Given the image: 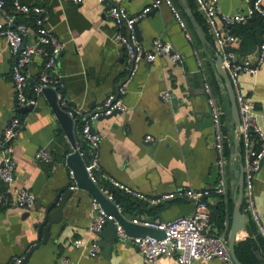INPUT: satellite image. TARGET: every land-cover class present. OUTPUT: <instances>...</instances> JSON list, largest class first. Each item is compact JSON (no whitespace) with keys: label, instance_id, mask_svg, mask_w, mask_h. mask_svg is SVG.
<instances>
[{"label":"crops","instance_id":"crops-1","mask_svg":"<svg viewBox=\"0 0 264 264\" xmlns=\"http://www.w3.org/2000/svg\"><path fill=\"white\" fill-rule=\"evenodd\" d=\"M12 1L7 0L10 7ZM22 1L48 7L49 27L64 42L58 69L65 84L64 93L72 107L92 110L115 91L126 73V53L117 42V29L109 16L108 5L100 0H83L81 3L74 0ZM109 1L124 5L132 15H138L149 3L148 0ZM175 1L184 11L180 1ZM191 1L198 11L195 1ZM220 2L223 11L228 14L243 12L247 8L245 0ZM152 11L138 23L142 44L149 48L158 36L171 42L182 53L184 62L174 64L168 57L153 63L142 62L129 84L125 97L126 111L102 116L94 122V127L103 136L100 147L103 171L147 195V200L128 201L130 198L125 193L112 190L127 219L137 217L166 222L191 215L195 205L180 191L189 187L215 189L218 183L212 118L205 91L206 76L221 107L225 151L229 148V153H226L227 193L213 194L208 199L212 211L208 230L211 233H225L228 238L244 156L240 145L233 149L237 127L225 80L217 68L219 49L199 11V18L195 17L204 35L184 11L190 38L167 5ZM25 20L29 25L27 41L33 42L36 39L33 18ZM249 32L257 36L255 45L248 52L241 53L242 36L236 34L239 38L238 51L255 61L264 28L254 21L249 25ZM12 65L9 45L6 39L0 38V136L14 116H20L23 120V127L14 142L17 170L10 191L15 193L23 188L29 189L45 206L58 193L63 195L71 189L73 180L66 157L72 144L45 96L39 99L40 110L19 112ZM43 66L44 59L34 57L29 66L31 78L26 85L29 94ZM240 87L256 103L259 122L264 126V65L257 75L243 73ZM166 90L170 92L169 100H164L160 95ZM74 135L77 145L85 148L80 121L74 122ZM146 135H152L154 140L146 142ZM41 147L53 153L51 163L36 159V151ZM4 188L0 179V190ZM71 190L73 192L63 209L61 222L54 225L53 234L46 244H42L43 239L39 234L37 200L31 209L17 205L0 207V264H13L14 257L23 254L27 257L25 264H56L62 257L69 259L68 264H146L138 247L128 240L116 241L109 256L103 254L102 243L106 240L100 234L98 239L102 248L97 257H86L81 249L76 248L75 239L88 242L92 237L89 226L93 196L84 189ZM169 194L175 196L166 198ZM254 199L264 220V162L255 180ZM242 212L246 217V229L236 236V244L242 245L238 253L236 249L237 256L243 264H264V238L252 218L246 192ZM37 245L40 247L35 249ZM153 264H177V260L173 256H162ZM196 264L232 263L214 259Z\"/></svg>","mask_w":264,"mask_h":264},{"label":"built area","instance_id":"built-area-1","mask_svg":"<svg viewBox=\"0 0 264 264\" xmlns=\"http://www.w3.org/2000/svg\"><path fill=\"white\" fill-rule=\"evenodd\" d=\"M83 0H74L81 3ZM108 5V13L113 20L117 32L116 39L126 53L125 77L119 83L114 92L92 110L72 107L68 97L64 93L65 84L58 74L59 58L64 50V42L49 27L50 13L45 5H30L22 0H13L12 6L7 0H0V38L6 39L13 56L12 80L14 84L17 105L22 108L30 105H38L46 88L56 91L59 105L67 111L74 122H81V134L86 144L85 148L77 145L81 156L87 159L86 171L90 180L95 183L100 191L116 204L119 211L123 208L116 202L113 189H117L133 198L147 200L148 197L140 190L116 180L106 174L100 159V147L103 136L94 127V122L102 116H110L113 113L126 111L125 97L129 84L137 74L140 64L156 62L163 57H168L174 64H182L184 57L171 42L162 38L153 40L149 48L145 47L138 37L137 23L147 16L153 9L167 5L173 12L180 26L187 32V23L183 13L176 5L175 0H148L149 3L138 15H132L121 4L111 3L109 0H100ZM198 11L204 17L207 27L219 49L223 67L234 87L236 100L241 119L240 147L244 156V188L251 210L252 218L258 228V232L264 238V220L260 216L254 199V185L264 160V126L259 122V112L256 103L246 96L240 87V77L243 73L257 75L264 65V39L259 45L258 55L255 61L238 51L239 38L233 33V27L237 24H246L257 15L264 17V0H245L247 8L243 12L233 14L225 13L221 6V0H194ZM33 18L36 39L27 41L29 25L25 19ZM41 56L44 66L38 79L32 86V92H27V83L31 73L29 66L34 57ZM205 91L208 95L210 106L213 146L216 152V167L218 183L215 189L186 188L180 191L186 199L195 205L191 215L177 217L173 220L160 222L143 218H133L135 224L156 228L165 232L162 239L153 236L130 237L123 225L102 206L101 202L92 197L91 223L89 231L91 239L85 242L81 238L74 240V246L82 250L86 257H97L102 245L98 239L100 232L106 227L109 220H114L120 239L134 243L142 253L146 264L155 263L162 256H173L177 264H196L198 261H211L219 259L224 262L236 264L233 260L228 238L225 233H211L209 226L212 220V211L208 199L213 195L227 193V156L225 151L226 136L222 118L221 107L212 92V88L206 76ZM161 98L169 100L170 92H161ZM23 127L20 116H14L7 124L0 136V179L5 188L0 190V207L17 205L24 209H31L36 203V195L29 189L23 188L12 193L10 186L14 181L17 170V161L14 157V142ZM152 135H146L145 141H153ZM72 149V147H71ZM70 154V153H69ZM36 159L51 163L54 159L51 150L41 147L36 151ZM74 181V171L69 170ZM71 189H78L76 184ZM169 194L166 198L174 197ZM26 255L14 257L13 264H25ZM69 259L62 257L56 264H68Z\"/></svg>","mask_w":264,"mask_h":264},{"label":"water","instance_id":"water-1","mask_svg":"<svg viewBox=\"0 0 264 264\" xmlns=\"http://www.w3.org/2000/svg\"><path fill=\"white\" fill-rule=\"evenodd\" d=\"M179 1L186 15L190 18V20L195 25V27L200 31V33L204 35V32L201 29L195 17V14L189 4V0H179ZM156 9H153L152 12H154ZM138 23H137V33L140 39V35H139L140 31L138 29ZM156 38H159V37L157 36L154 39ZM217 68H218L219 74L225 80V86L227 87L229 99L232 105V116H233L234 122L237 127V135L235 137L234 146H233V149H235V148H238V146L240 145L241 119H240L239 108H238V104L236 100L235 90L227 74V71L223 67L222 57L220 54L218 55ZM43 96L46 97L49 106L51 107L52 111L56 115L61 125L63 126L72 144V149L70 151V154H68V156L66 157V163L68 167L74 171V181L72 182V185L76 184L78 188L87 190L93 197H96L101 202L103 208L110 215L114 216L123 225L128 236L130 237L153 236L159 239L164 238L165 237L164 231L156 229V228L148 227V226L135 224L131 220L127 219L122 214V212L119 211L116 204L110 201L100 191L99 187L90 180L87 174V171H86L87 159L81 156L80 153L77 150H75L77 148V143L75 141L73 119L69 116L67 111H65L59 105L55 90H53L52 88H46L43 91ZM40 109H41V106L39 105H36V106L30 105V106L20 108L19 112L26 113L28 111H33V110L37 111ZM114 114H117V113L115 112L112 115ZM244 173H245V169L243 168L241 172V178L238 184V197H237L235 210L233 214V221H232L230 232L228 235V245H229L233 260L236 264H243L239 260L237 253H236V236L241 230L246 229V217L242 212V204H243L244 193H245L244 192ZM72 192L73 191L69 189L63 195L61 193H58L55 196V198L49 201L47 205L45 206H42L40 203V200L36 199L37 200L36 210L40 213L38 216V221L40 223H38V225H39L40 237H42L43 239L42 244H46L48 240L50 239V237L52 236L53 231H54V225L59 224L61 222V217L63 215V209ZM62 230H63V227L59 231L58 235L61 234ZM100 236L104 240H106L105 243H102L103 254H105L106 256L107 255L109 256L110 252L112 251L114 247L115 242L120 240L118 236V232H117V227L114 224V220L108 221L107 226L100 232ZM39 247L40 246L37 245L35 249H38ZM26 260H27V257L25 261Z\"/></svg>","mask_w":264,"mask_h":264},{"label":"trees","instance_id":"trees-1","mask_svg":"<svg viewBox=\"0 0 264 264\" xmlns=\"http://www.w3.org/2000/svg\"><path fill=\"white\" fill-rule=\"evenodd\" d=\"M175 3H176V1H175ZM189 4H190L191 8L193 9L194 14L197 16V18H199V13L195 7V4L191 0H189ZM176 5L180 8V5H178L177 3H176ZM181 12L183 13V15H185V13L182 9H181ZM254 21L259 22V24L262 25V27L264 28V17L260 16V15L255 16L246 24H237L233 27V33L235 35L240 34L242 36L241 49L239 50L241 53L248 52L250 50V47L255 45V43L257 41V36L255 35V33L249 32V25L251 23H253ZM262 39H264V37ZM262 39L260 42H262ZM227 152L229 153V148L226 150V153ZM124 195L126 197L130 198V200L128 199V201H131V199H133V200L136 199V198L130 197L129 195H126V194H124ZM241 246L242 245L239 243L236 244L237 253L240 251Z\"/></svg>","mask_w":264,"mask_h":264}]
</instances>
